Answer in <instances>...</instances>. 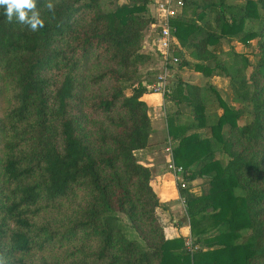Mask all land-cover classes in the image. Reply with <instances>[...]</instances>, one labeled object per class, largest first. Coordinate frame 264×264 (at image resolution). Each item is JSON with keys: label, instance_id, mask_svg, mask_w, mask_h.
<instances>
[{"label": "trees", "instance_id": "obj_1", "mask_svg": "<svg viewBox=\"0 0 264 264\" xmlns=\"http://www.w3.org/2000/svg\"><path fill=\"white\" fill-rule=\"evenodd\" d=\"M181 1L170 19L179 68L228 77L230 90L227 101L208 83L176 79L169 95L194 248L165 237L138 157L154 147L142 99L159 72L154 51L142 50L151 0H52L53 12L37 0L35 32L0 7L5 264H264V0ZM209 90L220 110L212 119ZM198 177L204 190L192 187Z\"/></svg>", "mask_w": 264, "mask_h": 264}, {"label": "crops", "instance_id": "obj_2", "mask_svg": "<svg viewBox=\"0 0 264 264\" xmlns=\"http://www.w3.org/2000/svg\"><path fill=\"white\" fill-rule=\"evenodd\" d=\"M147 46L150 47V44H144V48H146ZM159 66L160 63L158 62V69ZM174 67L175 66H172V68L170 69V78L172 80H169V93H166L162 96L160 94L147 91L142 96V99L148 106V115L151 121V132L148 137V143L149 145H152L154 147L152 149L147 148L140 150L138 152V157L140 161L146 164L151 170L150 184L162 203V207L157 208L156 212L159 219L162 221L161 223H163L162 225L164 228L165 237L174 238L182 236L186 238L190 237V226L185 211V205L179 199L180 192L177 188V183L173 174L166 168L168 152L165 148L168 145H170V147L172 145L171 138L168 135L167 122L169 113L172 112L173 109H175L173 100L169 95L174 90V82L177 79L175 78V75H177L176 72L178 71L183 75L182 77L188 76L187 73L191 75L189 76V78H191L192 80L184 82L200 85L208 83L219 92V95L221 97L226 98L228 94L230 96V90L228 77L219 75L205 77L200 72L186 71L184 67V70H181V68L178 70V68L176 69ZM173 76L174 79L172 78ZM154 80H152L151 82H153ZM144 83H147L148 85L149 82L146 80ZM207 112L208 114H219L220 110H207ZM212 117H215V114L212 115ZM196 182V180L191 181L193 185L192 187L196 188Z\"/></svg>", "mask_w": 264, "mask_h": 264}, {"label": "built area", "instance_id": "obj_3", "mask_svg": "<svg viewBox=\"0 0 264 264\" xmlns=\"http://www.w3.org/2000/svg\"><path fill=\"white\" fill-rule=\"evenodd\" d=\"M151 5L153 6V16L155 18L154 24L157 29V34L153 38L150 47L155 53H157L161 64L159 66V73L156 79L147 85V90L163 96L169 91L168 85L170 84L169 80L171 77L170 69L173 65H177L180 61V58L172 53V49L175 46V38L172 34L170 19L179 10V7L182 5V1L151 0ZM150 47H148V49H150ZM165 149L168 152V158L166 161L167 170L173 174L178 189L186 188L188 180L185 178V169L182 165H178L174 162L172 148L170 145H168ZM179 199L185 205V197L182 194H180ZM185 245L189 250L194 248L191 237L185 238Z\"/></svg>", "mask_w": 264, "mask_h": 264}, {"label": "rangeland", "instance_id": "obj_4", "mask_svg": "<svg viewBox=\"0 0 264 264\" xmlns=\"http://www.w3.org/2000/svg\"><path fill=\"white\" fill-rule=\"evenodd\" d=\"M232 2H234V1H236V0H231ZM257 23V22H256ZM146 35H145V38H146V42H145V44H151L152 43V40H153V38L156 36V34H157V29H156V27H155V24H152V25H150L149 27H148V30H146ZM174 47H173V54H175V55H178V50H177V48H176V40H174ZM149 47V46H148ZM148 47H146V48H144V47H142V50H144V51H148ZM150 49H151V47H150ZM236 50L237 51H243L244 53H246V54H248V58L250 59V61L251 62H253L254 60H255V53L254 52H249L248 51V49H246V48H244L241 44H237V46H236ZM153 53H155V52H153ZM156 55H157V53H155ZM179 56V55H178ZM157 57V63L159 62L160 64H161V62L159 61V58H158V56H156ZM185 57H187L188 58V60H190L191 62H194V60L192 59V58H190V56L189 55H187L186 54V56ZM226 57V55H224V59L225 60H229V59H227V58H225ZM179 58H180V61H181V59H182V57H180L179 56ZM180 61H179V63H180ZM177 64L174 68H178V70L180 69L179 67V65L180 64ZM184 68H185V70L186 71H190V72H197V71H194L193 69H192V67H191V65H187V66H183ZM181 68V70H184V68ZM173 68V69H174ZM175 70V69H174ZM159 73V72H158ZM158 73L155 75V73H152V74H149V78H151V79H156V77H157V75H158ZM177 73V75H175V78H177V79H179V80H181V81H189V80H192L191 78H189V76H191V75H189V73H187V75L188 76H184V77H182L183 75L182 74H180L179 73V71L178 72H176ZM144 78H146L147 79V77H146V73H144ZM173 79H174V76L172 77ZM170 80H172L171 78H170ZM170 88V84L168 85V89ZM170 92V89H169V91L167 92V93H169ZM208 96L205 94V97H206V101L208 102L209 101V103H207L208 104V106H209V109L208 110H215L216 109V106H217V103H218V101L216 102V99H217V96H216V94H214V93H212L210 90L208 91ZM171 95V94H170ZM223 99H226L227 101H229L230 100V98H229V94H228V96H226V98L225 97H222ZM215 101V102H214ZM208 113V112H207ZM217 115L216 113H209V115H210V118L212 117V115ZM247 116H246V118L245 117H243V119H241L240 120V124H243L245 121H247L250 117H251V114L247 111V114H246ZM213 118V117H212ZM172 141V140H171ZM172 145H173V141H172ZM171 145V147H173ZM223 160H225L226 158L223 156ZM197 182L195 183V187L198 189H200V190H204L203 188L204 187H206V184L205 183H203L202 181H203V179H201V178H197V180H196ZM125 220V219H124ZM160 220V219H159ZM126 221V220H125ZM161 221V220H160ZM162 222V221H161ZM163 224V223H162Z\"/></svg>", "mask_w": 264, "mask_h": 264}, {"label": "clouds", "instance_id": "obj_5", "mask_svg": "<svg viewBox=\"0 0 264 264\" xmlns=\"http://www.w3.org/2000/svg\"><path fill=\"white\" fill-rule=\"evenodd\" d=\"M0 7L5 8V15L9 22H12L15 17L18 23L26 25L33 32L44 26V20L37 8V0H0ZM44 7L49 12L54 11L52 0H47ZM0 264H5L2 258H0Z\"/></svg>", "mask_w": 264, "mask_h": 264}]
</instances>
